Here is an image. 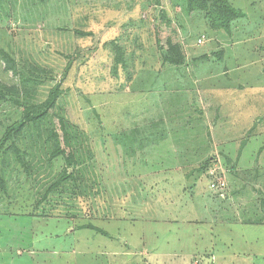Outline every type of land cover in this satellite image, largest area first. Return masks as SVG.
Masks as SVG:
<instances>
[{
    "label": "rangeland",
    "instance_id": "rangeland-1",
    "mask_svg": "<svg viewBox=\"0 0 264 264\" xmlns=\"http://www.w3.org/2000/svg\"><path fill=\"white\" fill-rule=\"evenodd\" d=\"M228 1L230 33L187 0H0V89L18 92L0 137L58 86L41 130L64 118L78 158L50 160L34 127L24 163L0 156V264H264V0Z\"/></svg>",
    "mask_w": 264,
    "mask_h": 264
},
{
    "label": "trees",
    "instance_id": "trees-1",
    "mask_svg": "<svg viewBox=\"0 0 264 264\" xmlns=\"http://www.w3.org/2000/svg\"><path fill=\"white\" fill-rule=\"evenodd\" d=\"M189 7L195 8L206 12L207 18L211 22L213 29L218 31L231 32V26L235 21L242 19L245 14L235 8L228 0H187ZM159 24L157 25L156 40L157 47L159 49L163 64L179 65L183 57L182 48L178 39V34L174 28L173 21L168 17L165 10L159 12ZM119 52L117 64L121 66V69L127 70V63L124 60L123 48H116ZM2 58L5 62L8 70L15 71L16 62L11 54L8 52H1ZM4 89V88H2ZM0 89V98L12 100L14 98L16 89H4L8 93ZM60 87L56 86L50 92L49 97L45 102L39 105H31L26 107L23 112L22 120L6 128L4 133L0 137V156L3 160L1 163L5 165L8 161V154L15 157L20 163H24L22 159L23 145L16 144L17 139L20 138L26 128H35L36 136L40 140L43 136L44 143L51 147L50 160H62L64 162V168L68 169L78 162V158L75 152L72 150L71 131L69 130L68 123L64 118L54 117L50 128L45 129V132L41 130L45 120L49 114L57 108ZM10 93V94H9ZM28 103V102H27ZM25 106H27L25 104ZM68 178H74V176L63 170L59 179L53 184V188L58 187L61 183L68 180ZM6 177L4 170H0V187L5 188ZM88 229H94L95 231L102 233V231L92 225L87 226ZM104 234V233H103Z\"/></svg>",
    "mask_w": 264,
    "mask_h": 264
},
{
    "label": "built area",
    "instance_id": "built-area-1",
    "mask_svg": "<svg viewBox=\"0 0 264 264\" xmlns=\"http://www.w3.org/2000/svg\"><path fill=\"white\" fill-rule=\"evenodd\" d=\"M223 186V185H222Z\"/></svg>",
    "mask_w": 264,
    "mask_h": 264
}]
</instances>
